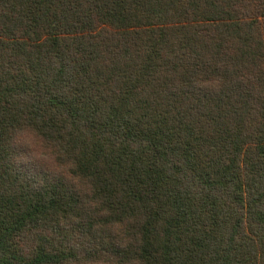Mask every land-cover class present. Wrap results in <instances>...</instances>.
Segmentation results:
<instances>
[{
    "label": "trees",
    "instance_id": "obj_1",
    "mask_svg": "<svg viewBox=\"0 0 264 264\" xmlns=\"http://www.w3.org/2000/svg\"><path fill=\"white\" fill-rule=\"evenodd\" d=\"M0 264H264V0H0Z\"/></svg>",
    "mask_w": 264,
    "mask_h": 264
},
{
    "label": "rangeland",
    "instance_id": "obj_2",
    "mask_svg": "<svg viewBox=\"0 0 264 264\" xmlns=\"http://www.w3.org/2000/svg\"><path fill=\"white\" fill-rule=\"evenodd\" d=\"M27 141L37 147L35 152L38 153V159H41L44 163H46V165L52 164L51 157L41 152V150H45V149H43L33 137H28Z\"/></svg>",
    "mask_w": 264,
    "mask_h": 264
}]
</instances>
